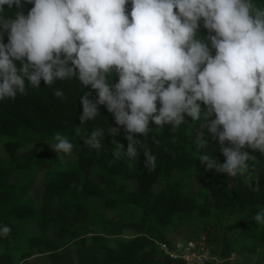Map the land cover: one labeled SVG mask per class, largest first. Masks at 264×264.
<instances>
[{"label": "trees", "instance_id": "16d2710c", "mask_svg": "<svg viewBox=\"0 0 264 264\" xmlns=\"http://www.w3.org/2000/svg\"><path fill=\"white\" fill-rule=\"evenodd\" d=\"M56 89L64 96L55 97ZM87 92L96 98L75 78L50 87L41 81L39 89L0 102V225L11 228L0 237V264H31L43 256L47 264H186L158 245L172 249L167 231L179 225L197 229L196 242L206 232L205 245L221 264H241L232 255L264 264V224L252 219L264 207V153L251 152L248 169L236 177L208 170L203 154L221 163L224 157L204 122L185 117L177 128L150 123L148 135L139 137L138 157L117 156L127 140L122 129L111 131L116 125L104 106L95 120H79V99ZM97 128L105 130L100 150L83 138ZM57 133L73 144L70 154L57 156L72 163H55L35 148L54 142ZM206 138L209 145L198 147ZM145 153L156 157L154 170ZM188 175L203 178L198 195L190 189L178 194ZM38 176L42 195L36 201L30 192Z\"/></svg>", "mask_w": 264, "mask_h": 264}, {"label": "clouds", "instance_id": "9594fccd", "mask_svg": "<svg viewBox=\"0 0 264 264\" xmlns=\"http://www.w3.org/2000/svg\"><path fill=\"white\" fill-rule=\"evenodd\" d=\"M74 78L96 93L94 100L91 92L81 95L80 122L95 120L104 106L116 125L111 131L123 130L127 146L120 143L117 156L138 157L150 123L177 128L185 117L204 122L224 157L221 163L203 154L208 170L236 177L251 152L264 153L258 0H0V102L39 89L41 81L50 87ZM104 135L97 128L86 143L100 150ZM207 145L206 138L198 147ZM49 148L57 157L73 144L57 133ZM145 158L154 170L156 157ZM252 219L264 224V207ZM10 232L0 225V237Z\"/></svg>", "mask_w": 264, "mask_h": 264}, {"label": "rangeland", "instance_id": "374dc122", "mask_svg": "<svg viewBox=\"0 0 264 264\" xmlns=\"http://www.w3.org/2000/svg\"><path fill=\"white\" fill-rule=\"evenodd\" d=\"M89 135H90V133H86V134L83 135V138L85 140H87ZM47 144H48V146L37 145V146H35V148L37 149L38 152H43V153H46V154L50 155L51 157H55V158H52L54 160V162L56 163V159H57L60 162L61 165H64V164L69 163V162L72 163L73 161H75V159H73V158H68V157H62L61 158L60 156L56 157V153L51 151L50 148H49L51 143H47ZM181 176H183V175L182 174H177V178L178 179H180L179 177H181ZM41 179H42L41 176L37 177L36 182H35L34 186L31 188V192H30V195L36 201L40 200L41 195H42ZM187 179L188 180H185L183 182V185H182L185 188L178 190V194L187 196V195H189L188 191L190 189L192 194L198 195V191L204 185L203 178L201 176H194V177L192 176L191 177V176L188 175ZM187 184L189 185V187L187 186ZM196 230L184 228L182 225L171 226L168 229L167 234H168V238L170 240H172L174 242H181V243L186 244L188 242L195 241V239H196ZM219 233L220 232H218L216 230L213 231V235H219ZM201 234H202V236H201L202 240H200V241H203L205 243L206 240L204 241V239L206 237V232L205 233H201ZM231 259L234 260L235 262H239V263L241 262V264H255V261H256V258H253L251 260V262H246L243 259H238L235 255H232ZM47 260H48V258L46 256H43V257L35 258V259L31 260L30 262H31V264H47ZM219 264H221V263H219Z\"/></svg>", "mask_w": 264, "mask_h": 264}, {"label": "built area", "instance_id": "2783aa9c", "mask_svg": "<svg viewBox=\"0 0 264 264\" xmlns=\"http://www.w3.org/2000/svg\"><path fill=\"white\" fill-rule=\"evenodd\" d=\"M160 250L170 259L181 260L186 264H207L219 263L218 259L213 257L203 241L188 242L186 244L175 242L172 249L165 243H159Z\"/></svg>", "mask_w": 264, "mask_h": 264}]
</instances>
